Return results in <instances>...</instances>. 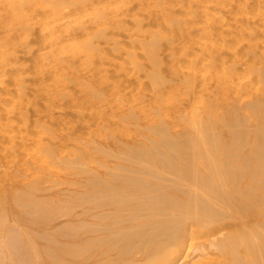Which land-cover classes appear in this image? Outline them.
I'll return each instance as SVG.
<instances>
[{"label":"bare ground","instance_id":"6f19581e","mask_svg":"<svg viewBox=\"0 0 264 264\" xmlns=\"http://www.w3.org/2000/svg\"><path fill=\"white\" fill-rule=\"evenodd\" d=\"M80 1H85V0H80ZM104 1L105 0H103V2ZM184 1L185 0H177L176 4H179L180 7L185 9L184 11L186 12V14L191 13V19L193 22H192V24L190 23L191 21L189 22L190 26L197 24V22H198V24L201 23L202 22L201 16L208 14L212 9L219 8L220 11H223L222 14H219V16L220 15L221 16L219 17L218 20H216L214 22H210V23L206 22V24L202 27L203 28V34L201 33L202 40L197 41L195 39L198 43H200L199 48L201 49V52L196 51L195 49H197V48H194L192 53L191 52L187 53V54H189L188 59L190 61L189 67L191 68V71H190V73L181 75V81L185 85V87L187 88L188 93L189 94H190V92L195 93V89L197 88V86H200L202 88H209V79L212 75V72L213 71L217 72L216 69L219 67V69L222 68L220 70H222V72H223L222 76L218 78V82H219L218 89H219V92L221 93V95L226 96L231 91H233L237 98H243L245 96L246 97L251 96V89L256 87L257 90H259L262 93V96H264V67H257L256 66L257 62L264 64V0H239V2L236 3L237 5H234L237 0H204V1H202V3L200 5H197V6L195 5L196 7H193L194 5L191 4L190 1L187 0L188 3H187V1L186 2H184ZM69 2H70V0H69ZM103 2H101L102 3L101 5H103ZM122 2L125 3L126 0H123ZM57 3L59 4V2H57ZM77 3H79V2H77ZM91 3H94V2H91ZM110 3H111V0H110ZM119 3H121L120 0H119ZM143 3H145V2H143ZM157 3L159 4V2H157ZM172 3H173V1H170V2L166 1V3H163L161 5L159 11H158L159 14L157 16L162 17L163 21L166 23L167 27L170 29L167 31H172V32H175L176 34L178 32L177 35L181 36V38H183V36L184 37L185 36L190 37L191 36L190 27L185 25L186 23L183 24L181 22L180 18L178 17L179 15H177L178 11H177V13L175 12L176 10L174 11V6L176 4H172ZM56 4L53 6L54 12H56L55 11ZM158 4H157V6H158ZM170 4H172V7L170 6ZM44 5H46V7H47L46 3H44ZM50 5L49 6L51 8L52 3ZM109 5L110 4H108V6ZM38 6H40V4ZM111 6H114V5H111ZM120 6H122V5H120ZM58 7H60V6H58ZM88 7H90V5ZM115 7H117L116 2H115ZM128 7H129V5H128ZM142 7H143V5H142ZM50 8H49V10H50ZM65 8L68 9L67 7H65ZM123 8H124V6H123ZM123 8H122V10H123ZM182 8H180V9H182ZM41 9H42V7H41ZM90 9H92V11H94L93 7H91ZM90 9H88V10H90ZM88 10H85V11H87V13L90 12V15H91V11H88ZM123 11H122V13H119L118 9H115V8L114 9L110 8V10L108 12L107 11H99V10L96 11V14L94 15V17H95L94 21H95V24L97 26V31L93 32V34H90V31H88L89 27L85 24L73 25L75 22L77 23L78 19L80 20L81 14L78 13L79 16L77 15V18L78 17H80V18H78V19L76 18L77 19L76 20L75 15L73 13H71V11H70L71 14H68L65 12L68 16L69 15L72 16L74 18V20H76V21L73 20L72 22H74V23L72 25L67 24V23L64 24V21H62V23L64 25L61 26V31L63 33L65 32L64 35H67L68 39L72 37L75 40L73 39V42L66 43L67 41L66 42L64 41L63 43H61L62 45L59 46L60 49L58 51L56 49L57 52L54 51L53 53H50L51 59L48 63L49 66L46 65L47 67H49V72H48L49 74L48 75L50 77H48V80L50 78V80L52 81L51 82L52 88L50 89L49 93H50V95L53 96V97L51 96L52 98L55 97L56 99L59 100L58 103L55 105L56 102L53 100V102H55V103H53L52 100L50 99L51 97L48 98V99H50V103L52 102V104H54V105L50 104L48 106L45 104L47 106V108L45 107L46 111L50 114V116L52 113H54L53 111H54L55 107L59 106V108L65 109L66 107H68L70 105L74 104L73 106H75V104L79 103L80 94L83 93V91H84L83 88H84V84H85L84 80L82 78V75L84 73L81 72V71H83V69L81 67H82V65H84V61H86V60H84V58L89 59L90 60L89 63L92 61V64H90V65L95 67L96 65H93L94 64L93 60L95 62V60L97 58H99V61L103 62L104 61L103 59L105 58V55L107 54V53L104 54V52L101 48V47H104V44H103L104 41H101V44H103V46L100 47L94 41L95 40L94 37L98 38L99 40H100V38L101 39H106V38L110 39L111 36H109V30L114 31L116 29L123 28L125 31L127 24L126 25L124 24L125 19L123 20L122 14L123 15L125 14L128 17H130V15H127V10H126V13H124ZM184 11H182L181 13H183ZM225 11L233 14V16H235V18L239 22V24L237 26L238 31H236L234 33L232 32V33L226 34L227 31H225L224 26H225L226 22H228V21H227V16H226ZM46 12L47 13H43V14L47 17L46 23H49L48 11H46ZM59 12H61V10ZM59 12H56V13H58L57 16H59V14L61 15V13H63V12H61V13H59ZM13 13H15V12L13 11ZM39 13H35V14L38 15ZM51 13H52V11H51ZM87 13L85 15L88 16L89 13L88 14ZM94 13H95V11H94ZM49 14H50V12H49ZM52 14H54V13H52ZM135 14H137V13L135 12ZM135 14H134V16H136ZM54 15H56V14H54ZM62 15H64V13ZM67 15H65V16H67ZM139 15H141V14H139ZM183 15H185V14H183ZM21 16H22V14H21ZM31 16L29 19H31ZM41 16H39V17H41ZM45 16H43L42 21H44ZM65 16H63V17L65 18ZM39 17H37L38 19L36 17L35 18L37 20H39L40 19ZM50 17H52V16H50ZM159 17H158V20H159ZM57 18L60 19V17H57ZM90 18H92V17H90ZM27 19L28 18L26 17V19L25 20L23 19V21L27 22L28 21ZM133 19L134 18H132L131 21H133ZM183 19H185V17ZM54 20L52 19V22L50 20L49 26L52 25ZM56 20L59 21L58 19H56ZM62 20H64V19H62ZM82 20H84V19L82 18ZM92 20H93V18H92ZM207 20H209V19H206V21ZM5 21H6V19H5ZM42 21L40 19V22H39L40 26L43 25L41 27H45L44 26L45 22L43 24ZM126 21L129 23V20H126ZM136 21H137V25H138L139 22H138V20H136ZM91 23H90V25H91ZM33 24H34V22H33ZM149 24L150 23H148V25ZM236 24H237V22H236ZM161 25L159 26V24H158L159 28L162 27ZM135 26H136V24L133 27V23H132V27L134 30L135 29L140 30ZM150 26H151V24H150ZM47 28H48V25H47ZM163 28L164 29L161 28L162 31H160V33L152 36L150 39L148 38L147 39L148 41L145 39L146 43H144L147 50H148V52H147L148 58L151 60V62L153 64L152 71L148 72L147 75L150 77L151 83H152L151 85L153 86V89L155 91L156 109L146 111L143 107L140 106L141 108H136V107H134L135 106L134 105L133 107L132 106L129 107L127 110L125 108L124 109L122 108L121 114L119 115L120 116L119 118L121 121H123V122L128 121L129 123H133L139 119V117H140L139 111L143 112L145 117L148 118L149 121L154 125V126H152L153 128L151 130H149V131H151V133L147 134V137H146L147 140L143 144L122 143L121 142V144L118 145L119 151H117V152L114 151L115 153H112V152L109 153L110 151L108 152V149H105V147L103 145L97 143L96 141L89 143V145L87 147L89 152L97 151V152L107 153L110 156H113L115 158L116 162L114 163V165L106 163L104 166H101V167H103V169L98 170L94 167H88L89 162L87 161L88 162L87 163L85 161V159L82 158L83 153H80L74 159L70 158L71 160L68 159L66 162H64V164H66L71 169L79 168V169H77V172L84 176V182H83L84 184H83L82 191L81 192L76 191L78 194L80 193V195L76 198V201L78 200V202L80 203V206H84V212H83L84 218L80 221V223L78 225H74V223H73V225H71L69 228L66 229L65 233H60V231L57 230V232H59V233L55 237L53 236L54 238L49 237V241L51 244L46 246L44 249L40 248V247H32L30 250H27L28 252H26V253H23V250H22V253L19 252L20 254L16 251L18 249H15V251H16L15 254H17V253L19 254V255H16V257H15V255L12 252V255H14V257H15V264H264V99H261L260 97L251 98V100L249 102L247 101L248 103L243 106L242 111L234 110L232 112L226 113V112L221 110V106L219 105L220 102H217L216 101L217 99L215 97H213V98L210 97V99H208V100L199 97L198 99L201 102L200 106L198 104L199 107L194 106V104H195V101H194V102H192L193 103L192 109L189 112H185V113L181 112L175 116V119H173L171 117V110L167 107V103L170 101H173V98L172 97L168 98L167 96H170V95L164 94V95H166L167 99L165 97L166 100L162 101V96H163L162 93H165L164 90H166L164 88L168 87L169 85L172 86L171 79L168 77H165L164 75L161 74L160 64L163 61L161 60V62H160V58H159L160 55L158 56V54H157V51L160 50V47L163 46L161 40L163 38H166L167 33H170V32L166 33V31H164L165 29H167L166 27L163 26ZM43 29L46 30V27ZM48 29H50V28H48ZM1 30H2V28H1ZM40 30H41V28H40ZM47 30H46V32H47ZM57 30H59V28ZM35 31H36V29H35ZM79 31H84V32L87 31L88 35L89 34L92 35V37L89 35V37H91L90 40L92 38L94 40L88 41V40H86V39H88L87 37L85 39L86 35L81 34L82 38L84 37L83 39H85V41L81 42V43L79 41V43H77L79 40L78 39L77 42H75L76 41L75 36L79 34L78 33ZM113 31H112V33H113ZM132 31H131V33H132ZM21 32H22V30H21ZM43 32H44V30L42 31V34H43ZM46 32H44V33H46ZM48 32H50V31H48ZM139 32H142V31H139ZM27 33H28V31H27ZM119 33H121V32H119ZM126 33H127V31H126ZM137 33H138V31H137ZM134 34L136 35L135 32H134ZM150 34H152V33H150ZM176 34H175V36H177ZM194 34H195V32H194ZM196 34H198V32H196ZM199 34H200V32H199ZM216 34H220L222 37H227L226 39L225 38L223 39L224 40L223 43H221V42L220 43L222 44V48L224 47V48L228 49V51H233L235 60L233 59L234 62L232 64H227L225 62V61H227V59L225 61H223V59L221 60V51L219 49H217V47H216V49H214V47H213L214 42L211 43L210 39L212 40ZM16 35H18V34H16ZM52 35H55L54 32H53V34H49V36H52ZM129 35L131 36V34H129ZM141 35H142V33H141ZM26 36L27 35L24 34V37H26ZM33 36H34L33 38H35L36 34ZM45 36H47V34ZM118 36H120V35L118 34L117 37ZM52 37H54V36H52ZM115 37H113L115 39L114 51L121 53V51L127 50V49H125L126 45L124 44V46H123V44H121L119 41H117L116 40L117 38H115ZM128 37L129 36L127 35V39H128ZM148 37H150V36H148ZM222 37H221V39H222ZM3 38H4V36H3ZM30 38L31 37H29V39ZM36 38H37V36H36ZM43 38H45V37H43ZM123 38H124V36H123ZM136 38H134V36H133V39L135 41H136ZM218 38H220V37H218ZM50 39H54V38L50 37ZM133 39L131 38V41H133ZM15 40H17V39H15ZM23 40H25V39H23ZM39 40H38V42H39ZM64 40H66V39H64ZM138 40H139V38H137V41ZM183 40H184V38H183ZM27 41H29V40H27ZM48 41L44 40L42 42H45L44 44L46 46ZM55 41L56 42H54L53 44L56 46H54V45L53 46L56 48H59V47H57V40L56 39H55ZM68 41H70V40H68ZM135 41H133L134 44H136ZM213 41H214V39H213ZM215 41H217V39ZM42 42L41 41L39 42L40 45ZM58 42H60V40ZM109 42H107V43H109ZM24 43H26V41ZM30 43L32 46L33 42H30ZM39 43L37 46H40ZM139 43H140V45H142L141 42H139ZM180 43H181V41H180ZM215 43H218V42H215ZM44 44L42 43V45H41V49L43 51L45 49ZM48 44H50V43H48ZM218 44H216V45H218ZM26 45H28V44H26ZM137 45H139V44L137 43ZM174 45H175V41L173 40L167 46H169L171 49H175ZM184 45H186V44L184 43ZM17 46H19V45H17ZM21 46H19V47H21ZM31 46H29L30 48H28V49H31ZM43 46H44V49L42 48ZM47 47H49V46L47 45ZM138 47H140V46H138ZM164 47H165V45H164ZM18 48H16L15 50H17V51L19 50V52L22 51L20 48L19 49ZM49 48H48V50H49ZM110 48H112V47L110 46ZM38 49L40 50V47ZM131 49H132V46H131V48H129V50H131ZM138 49H140V48H138ZM9 50H10V48H9ZM25 50L27 51L26 48H25ZM25 50L23 49L22 52L24 53ZM34 50H36V49L34 48ZM142 50H143L142 51V53H143L145 49L143 48ZM0 51H1V49H0ZM28 51H31V50H28ZM139 51L141 52V50H139ZM6 52H7V49H6ZM127 52H129V51L127 50ZM131 52H129V55ZM26 53H29V52H26ZM48 53H49V51H48ZM111 53H113V51ZM118 53H116V54H118ZM132 53L130 56H132V61L136 62V64H134L132 62L131 66H133V64H134L135 68H138L139 70L143 69V67L148 66V65H144L146 63L143 64L144 66L142 64H140L138 59L135 60ZM139 53H137V54H139ZM165 53H166V51H165ZM224 53H225V51H224ZM0 54H1V52H0ZM32 54H33V52H32ZM32 54H30V55H32ZM137 54H136V56H137ZM172 54H174V53H172ZM8 55L10 58H12L10 56V53H8ZM16 55L14 56V58L16 57ZM27 56L26 57L22 56V57L27 59L28 58ZM34 56H36V55H34ZM46 56H47V54H46ZM106 56L108 57L109 55H106ZM231 56H233V55H231ZM231 56H230V58H232ZM245 56L250 57V58H249V61L246 63L247 64L246 67L244 66V68H246L245 70H247L248 72L254 71L256 73V78H257L256 83L251 82L249 84H245L242 80H240L241 78L244 77L243 75H245L244 74L245 71L243 70V68H241V70H243L244 72L242 71L243 75L240 76V71H239L240 68H238L237 65L240 64V63L238 64V61L244 59ZM1 57H3V56H1ZM42 57H45V56H42ZM95 57H96V59H94ZM111 57H113V56L111 55L110 58ZM144 57H147V56H144ZM173 57H176V56H173ZM29 58H30V56H29ZM121 58H123V56ZM140 58H142V57H140ZM170 58H171V56H170ZM113 59H114V57L112 58V61H110V62H113ZM118 59L119 58H115L116 61ZM143 59H145V58H143ZM164 59H165V57H164ZM166 59H167V57H166ZM20 60H23V59H20ZM34 60H33V62H37L39 60V58H38V60L37 59H34ZM42 60H43V58H42ZM82 60H84V61L82 62ZM121 60H124V59H121ZM247 60H248V58H247ZM247 60H245V61H247ZM29 61L31 63L32 60L29 59ZM77 61H79L78 66L75 65ZM108 61H109V59H108ZM165 61H167V60H165ZM26 62H28V61H26ZM119 62H121V61H119ZM129 62H131V61L129 60ZM183 62L185 64L186 61H183ZM2 63L3 62H1V64ZM122 63L124 64L123 61H122ZM165 63H167V62H165ZM169 63H171V62H169ZM8 64H10V63H8ZM22 64L23 63L21 62L20 66H23V67L19 66L21 69H23L25 66V64H23V65ZM104 64H106V63H104ZM110 64H113V63H110ZM181 64L184 65L183 63H181ZM219 64H221V65H219ZM18 65L19 64H17V68H19ZM99 65L100 64L98 63V66ZM257 65H259V64H257ZM38 66H40V65H38ZM104 66H100V67L96 68L97 69L96 71L98 73L95 76L96 77L95 80L97 81V82L95 81L96 83H98V81L100 83H104V82L106 83L107 76H108L106 73H108V72L104 69ZM40 67H38V68L41 69ZM88 67H89V65H87V69H90ZM93 67H92V69H93ZM105 67H107V65ZM108 67H110L109 64H108ZM127 67H128V65H127ZM149 67H151V65H149ZM149 67H146V68L149 69ZM2 68H4V67H2ZM20 68L18 71L19 76L21 75L22 72H24L26 70V69H23V71H21ZM32 68H33V66H32ZM36 68H37V66H36ZM80 68L82 70L78 71V70H80ZM112 68H113V65H112ZM185 68H187V67L185 66ZM13 69H14V67H13ZM42 69H43V67H42ZM114 69H115V66H114ZM123 69L124 68H122V70ZM163 69H165V68L163 67L162 70ZM2 70L0 72V84H1L0 94L2 93V90L4 91L6 89V86L4 84H2L3 82L5 83V79H6L5 77H3V75H4L3 72H5V70H3V72H2ZM27 70H28V68H27ZM127 70H130V69L128 68ZM14 71L15 70H13V73H15ZM90 71H91V69H90ZM94 71H95V69H94ZM112 71L114 72V70H112ZM112 71H110V72L112 73ZM117 71L119 72L120 70L116 69L115 72H117ZM132 71H133V67L131 69V72ZM165 71H167V70H165ZM177 71H179V70H177ZM19 72H21V73H19ZM78 72H80L81 74L83 73V74L81 75ZM88 72H89V70H88ZM136 72H137V69H136ZM141 72L139 73V75L143 73V72L142 73ZM13 73H10V74L12 75ZM36 73L37 72H35V74H34L35 79H36ZM46 73L47 72L45 71V74ZM89 73H88V76L91 75ZM94 73H96V72H94ZM182 73H183V71H182ZM218 73H220L219 70H218ZM18 74L16 71L15 75H18ZM132 74L134 76L133 72H132ZM173 74H174V72H173ZM15 75H14V77H15ZM46 76L47 75H45V77ZM83 76H85V75H83ZM138 76H137V78L134 77L137 79V80L136 79L134 80L135 83H136V81L139 82V80H140ZM20 77H22V76H20ZM25 77L26 76H24V79H21V80H25V82L28 80L32 81L30 79H28V80L25 79ZM41 77L43 78V75H41ZM41 77H40V81H41ZM111 77H112V75H111ZM142 77H144V76H142ZM28 78H33V77H28ZM37 78H39V77H37ZM113 79H114V77H113ZM7 80H8V78H7ZM116 80L118 82L119 79H116ZM16 81H18V80H16ZM33 81H34V79H33ZM71 81L75 82V84L78 86V90H76V88L75 89L72 88V89L76 90L77 92H75L74 94L71 95L73 103L66 106V104L61 102L60 100L63 99L64 95H66L68 93H72L71 92L72 89L71 90L69 89V84ZM12 83H14V82L12 81ZM22 83L23 84H18L19 86H16V87H20L19 88L20 90L22 89L21 87L24 85V81H22ZM38 83L41 84V82H38ZM124 83H126V81H124ZM40 84H38V85H40ZM130 84H132V83H128L127 86L128 85L130 86ZM136 84H138V83H136ZM136 84H134V85L136 86ZM31 85L32 84H30V86ZM71 85H73V84H70V88L72 87ZM76 85L75 86L73 85V86L76 87ZM100 85L101 84H99V86ZM143 85H144V83H143ZM109 86H111V88ZM129 86H128V89H129ZM146 86H147V84H146ZM121 87H124V86H121L120 84H114V85L111 84V85H108V89H106V90L108 91L110 88V90H112L111 92L113 93V95L117 96L119 99V97H122L124 94L123 93L124 90H123V88L121 89ZM25 88H26V92H27L28 91L27 87H25ZM40 88H41V86H40ZM42 88H46V87H44V85H43ZM101 88H102V86H101ZM102 89H100V88L96 89L95 88L93 90L94 96L99 100H104L106 97V95L104 94V92L106 90H104V89L102 90ZM131 89H132V85H131ZM138 89H136V90H138ZM141 89H143V88H141ZM144 89H147V87ZM45 90H47V89H45ZM41 91H42V89H41ZM21 92L23 93V91H21ZM141 93H142V91H141ZM31 94H33V93H31V91H30V95ZM131 94H133V92H131ZM149 94H150V92H149ZM200 94H201V92H200ZM3 95L5 96V93ZM18 95H17V98L19 97ZM39 95H40V93H39ZM136 95L134 96V98L131 96V98L135 99ZM14 96L15 95L12 94L13 98H15ZM32 96H29V97L27 96L28 101H31V102L33 101V100H30V98ZM47 96H48V93H47ZM128 96H129V94H128ZM7 97H9V95H7ZM107 97H109V96H107ZM197 97L198 96H196V98ZM22 98H25V96H22ZM31 99H33V98H31ZM44 99H46V98H44ZM115 99H117V98H115ZM152 99H151V101L154 102V100H152ZM15 100H17V99H15ZM41 100H42V98H41ZM119 100H121V99H119ZM129 100L132 101V99H129ZM193 100H194V98H193ZM0 101H2V100H0ZM21 101L23 102V100H21ZM46 101H47V99H46ZM113 101H115V100H113ZM121 101H123V100H121ZM133 101H136V99ZM144 101H146V100H144ZM37 102H38V100H37ZM88 102H86V103H88ZM107 102L110 103L109 101H107ZM32 103H34V102H32ZM32 103H30V106L32 105ZM9 104H11V101ZM19 104H21V103L19 102ZM25 104H23V106ZM94 104L98 105L99 103L94 102ZM104 104L106 105V102ZM40 105H39V107H40ZM78 105H77V107H78ZM88 105H90V104H88ZM138 105H142V104L140 103ZM3 106H4V104H3ZM9 106L10 105H7V107L6 106H4V107L9 109ZM91 106H93L92 108H94L93 104H91ZM91 106L87 107V108H90V110H91ZM112 106H113V104H112ZM114 106H116V105H114ZM13 107H14V105H13ZM19 107H20V105H19ZM24 107H26V106H24ZM99 107H100V104H99ZM87 108L85 106L83 108V110L87 109ZM109 108H112V107H109ZM120 108H121V106H120ZM19 110L22 111L21 109H19ZM32 110H33V108L31 109V111ZM40 110H41V108H40ZM5 111H6V109H5ZM18 111L14 112V114L17 113ZM103 111L104 110H103V105H102V108L98 112H95L94 114H92V115H94V118L97 119L96 121L93 117H91L89 115L90 118H92L95 121V124L98 121V119L102 121V119L105 118ZM32 113L30 111L28 113V110L22 111L21 115H19V116H21L20 121H22V123H23V120H25L26 118L31 119L29 114H32ZM0 114H1V112H0ZM4 114H6V113H4ZM14 114H12V115H14ZM39 114H43V112L42 113L38 112V115ZM71 114H73V113H71ZM87 114H89V112L85 114L84 111L81 110L78 115L80 116V119L82 118V119H84L85 122H89V119L86 118ZM2 116H0V117H2ZM73 116H74V114H73ZM89 116H88V118H89ZM13 117H15V116H13ZM33 117H35V116H32V118ZM22 118H23V120H22ZM6 119L7 118H5V120ZM8 119H10L9 116H8ZM8 119H7V121H8ZM37 119H38V117H37ZM0 120H2V119H0ZM46 120L48 122V119H46ZM52 121H54V120H52ZM12 122H13V120H12ZM38 122H39V120H38ZM98 122H100V121H98ZM123 122H122V125H123ZM49 123H50V121H49ZM36 124L34 126H36ZM55 124H56V121H55ZM55 124H54V126H55ZM95 124H94V126H95ZM113 124H115V123H113ZM180 124L184 125L183 129H180V130L176 129L178 126H180ZM0 125H2V127H3V125L5 126V124H2V123H0ZM25 125H27V124H25ZM39 125L41 126L40 123H39ZM91 125H93V123ZM6 126H7V124H6ZM16 126H18V125H16ZM31 126L34 127L33 124ZM37 126L35 128H37ZM42 126H44V125H42ZM45 126L47 127L49 125L45 124ZM58 126H59V124H58ZM61 126L63 127V125H61ZM103 126H104V124H103ZM147 126H146V128H147ZM8 127H9V125H8ZM68 127L69 126H66V129ZM104 127L107 128V126H104ZM16 128H18V127H16ZM89 128L90 127H88V129ZM9 129L10 128H7V130H9ZM92 129H94V127ZM119 129H121V127ZM11 130H12V128H11ZM29 130L32 134L33 130L32 131H31V129H29ZM49 130H51V129H49ZM57 130H58V128H57ZM59 130H61L60 127H59ZM96 130H97V128H96ZM125 131L127 132V130H124V132ZM10 132H12V131H10ZM23 132H25V131H23ZM61 132H62V130H61ZM9 133L7 132L6 135H9ZM16 133H17V131H16ZM20 133L18 132V135H20ZM25 133L27 134V132H25ZM117 133H119V132H117ZM31 134H29V135L27 134V136L22 137V139L20 141V147H22L24 149L28 148L25 141H27L30 136L34 135V133L32 135ZM43 134H45V132H43ZM85 134H87V133H85ZM133 134H132V136H133ZM98 135H100V134L98 133ZM101 135H102V133H101ZM10 136H11V133L9 135V138H10ZM47 136H48V134H47ZM32 137H30V138H32ZM36 137L39 138V139H36V141L39 140V145H38L39 149H38V153H37L36 157L34 156L36 158L35 160L37 162L39 161L43 165L50 166L53 168L54 167L58 168L57 165H54L55 164L54 158H55V156L57 157V153H58L60 147L62 146V148H64L62 145L63 142H61L60 139H57L55 136H52V139L50 142H45L44 138L41 137V134L39 137L38 136H36ZM9 138H7V139H9ZM58 138H60V137H58ZM71 138H72V135L69 134L66 137V140H70ZM92 139H94V138L92 137ZM5 141H7L6 138H5ZM9 142H10V140H9ZM102 142H103V139H102ZM4 143L7 144V142H4ZM32 145H35V143ZM28 146L30 147L29 144H28ZM3 147H5V146H3ZM35 147H36V145H35ZM66 148L67 147L65 146V149ZM7 149H9V147ZM7 149L5 148L4 150H7ZM84 149H85V147H84ZM4 150H3V152H4ZM10 154H12V153L10 152ZM26 154L29 155L28 153H26ZM14 156H15V154H14ZM30 156L32 157V155H30ZM2 157H3V155H2ZM79 159H81V160H79ZM58 161H60V159ZM95 161H94V164L97 162V161L96 162ZM104 163L105 162H103V164ZM29 169H27V171H29ZM59 169H61V168H59ZM65 169L62 168V170H65ZM71 174H73V173H71ZM33 175H35V174H33ZM47 181H50L48 183H51V180H47ZM67 182H69V181H66V183ZM70 183L71 182H69V185H71L73 182L71 184ZM73 185H74V183H73ZM50 186H51V184L49 185V187ZM52 187H50V188H52ZM35 188H36V186H35ZM50 188H49V190H50ZM64 190H66V189H64ZM67 190H69V189H67ZM20 191L22 193H20ZM20 191L18 192L19 194L17 193V195H15L14 200L17 202L16 203L17 205L19 204L22 206L20 208H23L24 213L26 212L28 214H32V216H33L32 220H31L32 223H34V224H41V223L47 224L51 221L53 216L55 217V215H53V209L54 208H52V205H51L52 202L50 201L51 199H49V201L51 203H45L44 200H43V202L42 201L41 202H39V201L33 202L32 200L27 201V200H24V198L30 192L26 191L24 193V191H22V190H20ZM73 191H71V192H73ZM67 192H69V191H67ZM77 193H76V195H77ZM66 196H68V195L66 194ZM29 197H31V193H30ZM72 197L73 196H71V199H72ZM52 200H54V199H52ZM59 200H61V199H59ZM46 201L48 202V200H46ZM70 203L72 204V202H70ZM64 204H65V202H64ZM63 206L65 208L66 205H63ZM70 206H71V208H72V206H73V208L75 207L74 208L75 210L77 209L76 208L77 205L75 206L72 204ZM70 206L68 207V209L70 208ZM78 207H79V205H78ZM80 208H82V207H80ZM61 209H63V208H61ZM69 210L72 211V209H69ZM77 213L79 214V212H77ZM80 213L83 214L82 212H80ZM78 214H77V216H78ZM0 216H2L1 213H0ZM61 217H63V216H61ZM4 219H5V216H4ZM7 219H9V218H7ZM0 221H1V218H0ZM1 222H3V219ZM62 225L66 226V224H63V223H62ZM59 227H60V225H59ZM62 227L63 226H61L60 228H62ZM60 228H59V230H60ZM12 233H14V232H12ZM42 233L44 234L47 232H42ZM42 233L40 232L39 235L42 236ZM17 235H19V234L16 233L15 236L17 237ZM39 235H38V237H40ZM59 235L63 236L65 238L61 242L58 241V239H57V238H59ZM24 237L25 236H23V239H24ZM198 237L199 238L201 237V239H203V241L200 242V239H199L198 241L200 242V244L197 247H195L194 241L192 242L190 240L195 239V238L197 239ZM8 238H11V237H9V235H8ZM11 240H12V238H11ZM14 240H17V239H15V237H14ZM55 240H57L58 243ZM22 242H24V241H22ZM2 243H3V241H1L0 246L2 245ZM52 243H53V245H52ZM21 247H22V249L24 248V246L22 244H21ZM2 248H3V245H2ZM15 248H16V246H15ZM5 250H3V251H5ZM196 250H200L203 257L196 260V261L191 262V259H190V257L192 256L191 254ZM18 251H21V250H18ZM194 253H196V255H197V251ZM211 253H213V254L216 253L219 257V259L217 257L215 258L218 260L214 263L213 262L211 263L206 259V258H208V255ZM2 254H4L3 257L7 256V255L5 256V253H2ZM213 256H212V258H213ZM199 257H200V255H199ZM3 260H4V258H3ZM5 260H8V259H5ZM7 263H9V262H7Z\"/></svg>","mask_w":264,"mask_h":264},{"label":"rangeland","instance_id":"374dc122","mask_svg":"<svg viewBox=\"0 0 264 264\" xmlns=\"http://www.w3.org/2000/svg\"><path fill=\"white\" fill-rule=\"evenodd\" d=\"M6 1V2H5ZM59 2V4L57 3V2ZM0 0V49H1V54H0V57L1 56H3V57H1L0 58V72H1V70L3 69V70H5V72H3V70H2V72L4 73V75H3V77H5L6 79H5V83L3 82L2 84H4L5 86H6V89L3 91L2 90V95L0 94V100H2V101H0V112H1V114H0V116H2V117H0V119H2V120H0V123H2V124H5V126L3 125V127H2V125H0L1 127H0V213L2 214V216H0V218H1V221H2V219H3V222H1L0 221V240L1 241H3V243H2V245H3V248H2V245L0 246V264H6L7 262H9V263H7V264H15V257H16V255H19L20 253H22V250H23V253H26V252H28L27 250H30L32 247H40V248H45L46 246H48V245H50L51 243H50V241H49V237H55L59 232H57V230L58 231H60V233H65V231H66V229L67 228H69L71 225H73V223H74V225H78L79 223H80V221L84 218V206H80V203L78 202V200L76 201V198L80 195V193L78 194L77 192H81L82 191V189H83V182H84V176L82 175V174H80V173H78L77 172V169H79V168H75V169H71V168H69L66 164H64V162H66L68 159L69 160H71V159H74V158H76V156L77 155H79L80 153H83V156H82V158L83 159H85V161L88 163V167H94V168H96V169H103V167H101V166H104L106 163L107 164H113L114 165V163L116 162V160H115V158L113 157V156H110L109 154H107V153H102V152H97V151H91V152H89L88 151V149H87V147H88V145H89V143H91V142H97V143H99V144H101V145H103L104 147H105V149H108V152L109 153H115V152H117V151H119V144H121V142L122 143H136V144H143L146 140H147V134H150L151 133V131H149V130H151L153 127L152 126H154L150 121H149V119L148 118H146L145 117V115L143 114V112H141V111H139L140 113H139V115H140V117H139V119L137 120V121H135V122H133V123H129L128 121H121L120 120V114H121V109L123 108H125L126 110L129 108V107H133L134 105V107H136V108H141V107H143L146 111H149V110H155L156 109V96H155V91H154V89H153V86L151 85L152 83H151V79H150V77L147 75V73L148 72H150V71H152V69H153V64H152V62H151V60L148 58V55H147V52H148V50H147V48H146V46H145V44L144 43H146L145 41L149 38H151L152 36H154V35H156V34H158V33H160V31H162V29H164L163 28V26L164 27H166L167 29H165L164 31H166V33L167 32H170V33H167V36H166V38H163L162 40H161V42H162V44H163V46L162 47H160V50H158L157 51V54H158V56H159V58H160V62H161V60L163 61V62H161V64H160V67H161V74L162 75H164L165 77H168V78H170L171 79V84H172V86L174 87H172V86H168V87H166V88H164V89H166V90H164L165 91V93H162L163 94V96H162V101H164V100H166L167 99V97L169 98V97H172L173 98V101H170V102H168L167 103V107L171 110V117L173 118V119H175V116L177 115V114H179V113H181V112H189L191 109H192V105H193V103L192 102H194L195 101V104H194V106L195 107H199L200 106V104H201V102H200V100L198 99L199 97H201V98H204V99H206V100H208V99H210V97H215L217 100V102H220L219 103V105L221 106V110L222 111H224V112H232V111H234V110H237V111H242L243 110V106L244 105H246L250 100H251V98H257V97H260L261 99H264V96H262V93L259 91V90H257V88L256 87H254V88H252L251 89V96H245V97H243V98H237L236 97V95L234 94V92L233 91H231L229 94H227L226 96H224V95H221V93L219 92V89H218V87H219V82H218V78L219 77H221L222 76V70H220V69H222V68H220L219 69V67L216 69L217 70V72L216 71H213L212 72V75H211V77H210V79H209V88H202V87H200V86H197V88L195 89V93L194 92H190V94L188 93V90H187V88L185 87V85L182 83V81H181V75H184V74H187V73H190V71H191V68L189 67L190 65H189V63H190V61H189V59H188V55L189 54H187V53H189V52H191L192 53V51H193V49L194 48H197V49H195L196 51H199V52H201V49L199 48L200 47V43H198L197 41H199V40H202V35H201V33L203 34V26L206 24V22H208V23H210V22H214V21H216V20H218L219 19V17L221 16H219V14H222L223 13V11H220V9L219 8H215V9H212L208 14H206V15H203V16H201V23H199L198 24V22H197V24H194V25H192V26H190L189 24L191 23L192 24V19H191V13L189 14H186V12L184 11L185 9H183L182 7H180V5L179 4H176V1L177 0H126V4L124 3V2H122L123 0H120V2L121 3H119V0H111V3H110V0H105L104 2H103V0H85V1H80V0H70V2H69V0ZM66 1V2H65ZM107 1V2H106ZM162 1V2H161ZM166 1H168V2H170V1H173V3L172 4H176L175 6H174V11L177 13V11H178V13H177V15H179L178 17L180 18V20H181V22L183 23V24H185V25H187L188 27H190V29H191V36L190 37H184L183 36V38H184V40H183V38H181V36H179V35H177L178 34V32H177V34L175 33V32H172V31H167V30H170L168 27H167V25H166V23L163 21V19H162V17H159V16H157L158 14H159V9H160V7H161V5L163 4V3H166ZM187 0H185L184 2H186ZM188 1H190V3L191 4H193L194 6L193 7H196L197 5H200L201 3H202V1H204V0H188ZM188 1H187V3H188ZM26 2V3H25ZM77 2H79V3H77ZM84 2V3H83ZM91 2H94V3H91ZM101 2H103V5H101L102 3ZM115 2H116V6L118 7H115ZM143 2H145V3H143ZM153 2V3H152ZM157 2H159V4L157 3ZM237 2H239V0H237L236 2H235V4L234 5H237L236 3ZM28 3V4H27ZM43 3V4H42ZM44 3H46L47 4V7H46V5H44ZM52 3V7L50 8V4ZM56 4V9H55V11L56 12H59L60 10H61V12H63L64 13V15H62L63 13H61V12H59V13H61V15L59 14V16H57L58 15V13H56V12H54V10H53V6ZM73 3V4H72ZM89 6L90 5V7H88L86 4ZM107 3V4H106ZM114 3V4H113ZM132 3V4H131ZM136 3V4H135ZM139 3V4H138ZM142 3V4H141ZM156 3V4H155ZM22 4V5H21ZM40 4V6H38ZM75 4V5H74ZM78 4V5H77ZM99 4V5H98ZM105 4V5H104ZM108 4H110L109 6H108ZM151 4V5H150ZM157 4H158V6H157ZM172 4H170V6L172 7ZM11 7H10V6ZM34 5V6H33ZM50 5V6H49ZM84 5V6H83ZM98 5V6H97ZM111 5H114V6H111ZM120 5H122V6H120ZM128 5H129V7H128ZM139 5V6H138ZM142 5H143V7H142ZM196 5V6H195ZM30 6V7H29ZM33 6V7H32ZM58 6H60V7H58ZM71 6V7H70ZM82 6V7H81ZM104 6V7H103ZM123 6H124V8H123ZM145 6V7H144ZM147 6V7H146ZM29 7V8H28ZM41 7H42V9H41ZM64 7V8H63ZM65 7H67L68 9H66ZM91 7H93V10L95 11V13H94V11H92V9H90ZM128 7V8H127ZM155 7V8H154ZM177 7V8H176ZM179 7V8H178ZM36 8V9H35ZM49 8H50V10H49ZM90 9V10H88V9ZM110 8H112V9H118V11H119V13H122V11L124 12V13H126V10H127V15H130V17H128V16H126L125 14L123 15L122 14V18H123V20L125 21V25H126V29H125V31H124V29L123 28H121V29H116V30H109V36H111V38L110 39H101L100 38V40L98 39V38H95L94 37V39L92 38L91 40H90V38L92 37V35H90V34H93V32H95V31H97V26H96V24H95V21H94V15L96 14V11H109L110 10ZM122 8H123V10H122ZM130 8V9H129ZM143 8V9H142ZM180 8H182V9H180ZM21 9V10H20ZM23 9V10H22ZM73 9V10H72ZM42 10V11H41ZM69 10V11H68ZM85 10H88V11H91V15H90V12H88L87 13V11H85ZM146 10V11H145ZM216 10V11H215ZM13 11L15 12V13H13ZM17 11V12H16ZM21 11V12H20ZM40 13H39V12ZM46 11H48V21H49V23H46L47 22V17L43 14V13H47ZM51 11H52V13H54V14H56V15H54V14H52L51 13ZM70 11H71V13H73L74 15H75V19L77 18V15L79 16V14H81V18L80 17H78V18H80V20L78 19H76L77 20V23L75 22H72L73 20H74V18L72 17V16H68L66 13H68V14H71L70 13ZM78 11V12H77ZM148 11V12H147ZM157 11V12H156ZM182 11H184L183 13H181ZM215 11V12H214ZM9 12V13H8ZM42 12V13H41ZM49 12H50V14H49ZM66 12V13H65ZM135 12L137 13V14H135ZM220 12V13H219ZM35 13H39L38 15L37 14H34ZM79 13V14H78ZM88 14V16L87 15H85V14ZM132 13V14H131ZM136 15V16H134V14ZM141 14V15H139V14ZM211 13V14H210ZM218 13V14H217ZM225 13H226V16H227V21L228 22H226V24H225V26H224V28H225V31H227L226 32V34H229V33H234V32H236V31H238L237 29V26H238V24H239V22L237 21V19L235 18V16H233V14H231L230 12H226L225 11ZM21 14H22V16H21ZM42 16H41V15ZM84 16H83V15ZM183 14H185V15H183ZM32 15V16H31ZM47 15V14H46ZM52 16V17H50V16ZM54 15V16H53ZM65 15H67V16H65ZM185 17V19H183L184 17ZM218 15V16H217ZM2 16V17H1ZM29 16V17H28ZM30 16H31V19H29L30 18ZM34 16V17H33ZM39 16H41V17H39ZM43 16H45L44 18V21H42V18H43ZM63 16H65V18L63 17ZM5 17V18H4ZM26 17L28 18L27 20V22L26 21H23V19L25 20L26 19ZM37 17H39L40 19H41V21L43 22V24H44V22H45V27H46V30L48 29V28H50V29H48L47 30V32L48 31H50V32H46V30L45 29H43V28H45V27H41V26H43V25H41L40 26V19L39 20H37L36 18ZM55 17V18H54ZM57 17H60V19L59 18H57ZM63 17V18H62ZM90 17H92L93 18V20H92V18H90ZM127 17V18H126ZM138 17V18H137ZM142 17V18H141ZM146 17V18H145ZM158 17H159V20H158ZM218 17V18H217ZM33 18V19H32ZM51 18V19H50ZM73 18V19H72ZM82 18L84 19V20H82ZM132 18H134L133 19V21H131L132 20ZM155 18V19H154ZM5 19H6V21H5ZM52 19L54 20L53 21V23H52V25H50L49 26V24H50V20H51V22H52ZM56 19H58L59 21H57ZM62 19H64V20H62ZM89 19V20H88ZM91 19V20H90ZM140 19V20H139ZM147 19V20H146ZM206 19H209V20H207L206 21ZM31 20V21H30ZM71 22H70V21ZM76 20H74V21H76ZM126 20H129V23L126 21ZM136 20H138V22H139V24L137 25V21ZM186 20V21H185ZM237 22V24H236V22ZM30 21V22H29ZM62 21H64V24H73V25H79V24H85V25H87L88 27H89V29H88V31H90V36L91 37H89V35H88V32L86 31V32H84V31H79L77 34L79 35H76L75 37H76V41L75 42H77V40H78V42L77 43H79V41H80V43L81 42H84L85 41V39H86V37L88 38V39H86V40H88V41H95L96 42V44H98L100 47L101 46H103V44H104V47H101L102 48V50H103V52H104V54H106V55H109L108 57L105 55V58L107 57L108 59H109V61H108V59L106 58H104L103 60L105 61H103V62H100L99 61V58H97L96 59V57L94 58V59H96L95 60V62H94V60H93V65H96L95 67H93L92 65H90V64H92V61L89 63V59H86V58H84V60H86V61H84V60H82V62L84 61V65H82V69H83V71H81L82 69L80 68V70H78V71H81V72H83L82 74L83 75H85V76H83L80 72H78V73H80L81 75H82V78H83V80H84V91H83V93L82 94H80V101H79V103H77V104H75V106H73V105H70L71 103H73L72 102V98H71V95L72 94H74L75 92H77L76 90H78V86L75 84V82L74 81H71L70 82V84H73L74 86L76 85V87H74L73 85H71L72 87L70 88V84H69V89L71 90L72 88H76V90H74V89H72L71 90V92L72 93H68V94H66V95H64V97H63V99H61L60 101L61 102H63V103H65L66 104V106L67 105H70V106H68V107H66L65 109H62V108H59V106L58 107H55V109H54V113H52L51 114V116H50V114L46 111V108H47V106L48 105H50V104H52V102H53V100L56 102H53V103H55V105L58 103V99H56L55 97L54 98H52L53 96L52 95H50V89L52 88L51 87V80H50V78H49V80H48V77H50L48 74V72H49V67H47V66H49L48 65V63H49V61H50V57H51V54L50 53H53L54 51L55 52H57L59 49H60V45H62L61 43H63L64 41L66 42V43H68V42H73V39L74 38H69L68 39V36L67 35H64V33L61 31V26L62 25H64L63 23H62ZM79 21V22H78ZM188 21V22H187ZM191 21V22H190ZM19 22V23H18ZM33 22H34V24H33ZM37 22V23H36ZM41 22V23H42ZM92 22V23H91ZM127 22V23H126ZM144 22V23H143ZM146 22V23H145ZM190 22V23H189ZM6 23V24H5ZM9 23V24H8ZM21 23V24H20ZM27 23V24H26ZM90 23H91V25H90ZM132 23H133V27H134V25L136 24V26L135 27H137L138 29H140V30H137V29H133V27H132ZM148 23H150L151 24V26H150V24L148 25ZM165 23V24H164ZM19 26H18V25ZM26 24V25H25ZM58 24V25H57ZM146 24V25H145ZM155 24V25H154ZM158 24H159V26L161 25L162 27H160L159 28V26H158ZM31 25V26H30ZM47 25H48V28H47ZM129 25V26H128ZM153 25V26H152ZM232 25V26H231ZM25 26V27H24ZM142 26V27H141ZM158 26V27H157ZM25 29H24V28ZM54 27V28H53ZM132 27V28H131ZM148 27V28H147ZM155 27V28H154ZM1 28H2V30H1ZM6 28V29H5ZM13 28V29H12ZM40 28H41V30H40ZM52 28V29H51ZM59 28V30H57ZM128 28V29H127ZM162 28V29H161ZM229 28V29H228ZM9 29V30H8ZM35 29H36V31H35ZM131 29V30H130ZM150 29V30H149ZM156 29V30H155ZM202 29V30H201ZM21 30H22V32H21ZM44 30V32H46V33H44L43 32V34H42V31ZM54 30V31H53ZM130 30V31H129ZM133 30V31H132ZM153 30V31H152ZM234 30V31H233ZM16 31V32H15ZM27 31H28V33H27ZM57 31V32H56ZM112 31H113V33H112ZM126 31H127V33H126ZM131 31H132V33H131ZM137 31H138V33H137ZM139 31H142V32H139ZM156 31V32H155ZM5 32V33H4ZM18 32V33H17ZM34 32V33H33ZM53 32H54V34L55 35H52V36H54V37H52V36H49V34H53ZM56 32V33H55ZM84 32V33H83ZM92 32V33H91ZM116 32V33H115ZM119 32H121V33H119ZM125 32V33H124ZM134 32L136 33V35L134 34ZM194 32H195V34H196V32H198V34H199V32H200V34L198 35V34H194ZM18 34V35H16V34ZM23 33V34H22ZM27 33V34H26ZM112 33V34H111ZM120 35V36H118L117 37V35L118 34ZM131 34V36L129 35V34ZM141 33H142V35H141ZM145 33V34H144ZM150 33H152V34H150ZM24 34L25 35H27L26 37H24ZM36 34V36H37V38H36V36H35V38H33L34 36L33 35H35ZM47 34V36H45V35ZM86 35L85 36V39H83L82 38V35ZM116 34V35H115ZM133 34V35H132ZM139 36H138V35ZM170 34V35H169ZM175 34L177 35V36H175ZM62 35V36H61ZM81 35V36H80ZM122 35V36H121ZM127 35L129 36L128 37V39L130 40H128L127 39ZM145 35V36H144ZM150 36V37H148V36ZM3 36H4V38H3ZM116 36V37H115ZM123 36H124V38H123ZM133 36H134V38H139V40L137 41V38H136V41L133 39ZM174 36V37H173ZM194 36V37H193ZM199 36V37H198ZM29 37H31L30 39H29ZM43 37H45V38H43ZM47 37V38H46ZM50 37L51 38H54V39H50ZM65 37V38H64ZM67 37V38H66ZM113 37H115V38H117L116 40L117 41H119L121 44H123V46H124V44L126 45L125 47V49H127L129 52H131L132 53V55H133V57L135 58V60L136 59H138V61H139V63L140 64H144V63H146V64H144V65H148V66H146V67H149V65H151V67H149V69L148 68H146V67H143V69H141V70H139L138 68H135V65L134 64H136V62H134V61H132V56H130L131 55V53H130V55H129V52H127V50H123V51H121V53L119 54L117 51L115 52L114 51V46H115V39L113 38ZM122 37V38H121ZM133 39V41H135L136 42V44H134V42L133 41H131V38ZM172 37V38H171ZM192 37V38H191ZM218 37H220V38H218ZM221 35L220 34H216L215 35V37H213V39H214V41H213V39L211 40L210 39V41H211V43L212 42H214L213 44V47H214V49H216V47H217V49H219L220 51H221V60L223 59V61H225L226 59H227V61H225L227 64H232L233 62H234V60H235V57H234V54H233V51H228V49H226V48H222V44L221 43H223L224 42V38L226 39L227 37H222V39H221ZM25 39V40H23V39ZM109 38V37H108ZM15 39H17V40H15ZM40 39V40H39ZM50 39V40H49ZM55 39L57 40V47H59V48H56V47H54V46H56V45H54L53 43L54 42H56L55 41ZM64 39H66V40H64ZM81 39V40H80ZM141 39V40H140ZM146 39V40H145ZM172 39V40H171ZM197 41H196V40ZM217 39V41H215ZM19 40V41H18ZM27 40H29L30 42H33V44H32V46H31V43L29 42V41H27ZM38 40H39V42L41 41H44V40H49L48 41V43H50V44H48L47 43V45L50 47H47V45L45 46V42H42L43 44H44V46H45V49H44V46L42 47L43 49H44V51L41 49V45H42V43H41V45H40V43L38 42ZM53 40V41H52ZM60 40V42H58ZM68 40H70V41H68ZM75 40V39H74ZM175 41V49H171L169 46H167V45H169V43L171 42V41ZM26 41V43H24ZM98 41V42H97ZM101 41H104L103 42V44H101ZM110 41V42H109ZM143 41V42H142ZM148 41V40H147ZM180 41H181V43H180ZM21 42V43H20ZM29 42V43H28ZM100 42V43H99ZM107 42H109V43H107ZM113 42V43H112ZM124 42V43H123ZM131 42V43H130ZM139 42H141V44L142 45H140V43ZM215 42H218V43H215ZM221 42V43H220ZM24 43V44H23ZM38 43H39V45L40 46H37L38 45ZM59 43V44H58ZM137 43L139 44V45H137ZM167 43V44H166ZM184 43L186 44V45H184ZM5 44V45H4ZM26 44H28L29 46H31V49H28V48H30L28 45H26ZM65 44V43H64ZM101 44V45H100ZM144 44V45H143ZM197 44V45H196ZM216 44H218V45H216ZM7 45V46H6ZM17 45H19V46H21V47H19V46H17ZM54 45V46H53ZM108 45V46H107ZM112 47V48H110V46ZM134 45V46H133ZM136 45V46H135ZM164 45H165V47H164ZM196 45V46H195ZM5 46V47H4ZM39 48L40 47V50L37 48V47ZM131 46H132V49L131 50H129V48H131ZM138 46H140V47H138ZM143 46V47H142ZM180 46V47H179ZM20 48L22 51H23V49L25 50V48L27 49V51L25 50V52L23 53L22 51H20L19 52V50L17 51V50H15L16 48ZM47 47V48H46ZM129 47V48H128ZM135 47V48H134ZM167 47V48H166ZM243 47V46H242ZM9 48H10V50H9ZM18 48V49H19ZM34 48L36 49V50H34ZM48 48H49V50H48ZM113 51V53H111L112 51L110 50V49ZM138 48H140V49H138ZM144 48L145 50H144V52L142 53V49ZM179 48V49H178ZM187 48V49H186ZM6 49H7V52L8 53H10V56L12 57V58H10L9 57V55H8V53L6 52ZM47 49V50H46ZM56 49H57V51H56ZM183 49V50H182ZM14 50V51H13ZM28 50H31V51H28ZM46 50V51H45ZM139 50H141V52L139 51ZM48 51H49V53H48ZM111 51V52H110ZM126 51V52H125ZM165 51H166V53H165ZM188 51V52H187ZM224 51H225V53H224ZM26 52H29V53H26ZM32 52H33V54H32ZM44 52V53H43ZM135 52V53H134ZM140 52V53H139ZM186 52V53H185ZM36 53V54H35ZM116 53H118V54H116ZM137 53H139V54H137ZM172 53H174V54H172ZM229 53V54H228ZM13 56H12V55ZM16 55V57L14 58V56ZM26 54V55H25ZM30 54H32V55H30ZM39 54V55H38ZM46 54H47V56H46ZM114 57V59H113V62H110V61H112V58L113 57H111L110 58V56L111 55ZM116 54V55H115ZM123 54V55H122ZM125 54V55H124ZM135 54V55H134ZM136 54H137V56H136ZM143 54V55H142ZM146 54V55H145ZM233 55V56H231V55ZM28 55V56H27ZM34 55H36V56H34ZM38 55V56H37ZM123 56V58H121L122 56ZM162 55V56H161ZM165 55V56H164ZM228 55V56H227ZM25 56H27L28 58L26 59V58H23V57ZM29 56H30V58H29ZM40 56V57H39ZM42 56H45V57H42ZM144 56H147V57H144ZM170 56H171V58H170ZM173 56H176V57H173ZM230 56L232 57V58H230ZM5 57V58H4ZM49 59H48V58ZM140 57H142V58H140ZM164 57H165V59H164ZM166 57H167V59H166ZM187 57V58H186ZM224 57V58H223ZM32 58V59H31ZM38 58H39V60H38ZM42 58H43V60H42ZM115 58H119L117 61L115 60ZM129 58V59H128ZM143 58H147L146 60L145 59H143ZM174 58V59H173ZM244 58V57H243ZM247 58H248V60H247ZM249 58L250 57H247V56H245V58L244 59H242V60H239L238 61V64L239 65H237L238 66V68H240L239 69V71H240V76L241 75H243L242 73L244 72V74L245 75H243L244 77L243 78H241L240 80H242L245 84H249V83H256V73L254 72V71H250V72H248L247 70H245L246 68H244V66L246 67V63L249 61ZM17 59V60H16ZM20 59H23V60H20ZM29 59L30 60H32L31 61V63H30V61H29ZM34 59H37L38 61L37 62H33V60ZM46 59V60H45ZM121 59H124V60H121ZM170 59V60H169ZM185 59V60H184ZM234 59V60H233ZM7 60V61H6ZM12 60V61H11ZM25 60V61H24ZM129 60L131 61V62H129ZM165 60H167V61H165ZM172 60V61H171ZM188 61L187 63L185 62V64H184V62L183 61ZM245 60H247V61H245ZM252 60V59H251ZM26 61H28V62H26ZM35 61V60H34ZM48 61V62H47ZM116 61V62H115ZM119 61H121V62H119ZM122 61L124 62V64L122 63ZM127 63H126V62ZM142 61V62H141ZM180 61V62H179ZM231 61V62H230ZM242 61V62H241ZM1 62H3L2 64H1ZM13 62V63H12ZM18 62V63H17ZM21 62L23 63V64H25V66H24V68L23 69H26L24 72H19V73H21V75L20 76H22V77H20L19 76V74H18V71H19V68L20 67H23V66H20L21 65ZM33 62V63H32ZM40 62V63H39ZM45 62V63H44ZM79 61H77L76 62V66H78L79 65V63H78ZM97 62V63H96ZM113 63V64H110V63ZM134 63L133 64V66H131L132 64L131 63ZM165 62H167V63H165ZM169 62H171V63H169ZM220 62V61H219ZM229 62V63H228ZM5 63V64H4ZM8 63H10V64H8ZM78 63V64H77ZM98 63L100 64L99 66H98ZM104 63H106V64H104ZM129 63V64H128ZM180 63V64H179ZM181 63H183L184 65H182ZM221 63V62H220ZM8 64V65H7ZM17 64H19L18 65V67L19 68H17ZM22 64V65H23ZM33 64V65H32ZM42 64V65H41ZM89 65V67L88 68H90L91 69V71H90V69H87V65ZM108 64H109V66L110 67H108ZM257 64H259V65H257ZM4 65V66H3ZM14 65V66H13ZM16 65V66H15ZM38 65H40V66H38ZM45 67H44V66ZM47 65V66H46ZM107 65V67H105V66ZM112 65H113V68H112ZM121 65V66H120ZM127 65H128V67H127ZM143 65V66H144ZM188 65V66H187ZM219 65H221V64H219ZM241 65V66H240ZM28 66V67H27ZM32 66H33V68H32ZM36 66H37V68L38 67H40L41 69H37L36 68ZM93 67V69H92V67ZM100 66H104V69L108 72V73H106L108 76H107V80H106V83L104 82V83H100L99 81H98V83H96L97 81L95 80L96 79V75L98 74L97 73V69L96 68H98V67H100ZM114 66H115V69H114ZM117 66V67H116ZM124 66V67H123ZM185 66L187 67V68H185ZM256 66L257 67H264V64L262 63H256ZM2 67H4V68H2ZM7 67V68H6ZM13 67H14V69H13ZM42 67H43V69H42ZM86 67V68H85ZM132 67H133V73H134V76H133V74H132V72H131V69H132ZM165 68V69H163L162 70V68ZM27 68H28V70H27ZM122 68H124L123 70H122ZM130 69V70H127V69ZM175 68V69H174ZM241 68H243V70H241ZM21 69V68H20ZM23 69H21V71H23ZM35 69V70H34ZM48 69V70H47ZM94 69H95V71H94ZM114 70V72L112 71V70ZM120 70L118 73L117 72H115V70ZM136 69H137V72H136ZM146 69V70H145ZM13 70H15L14 72L16 73V71H17V74L18 75H15V73H13ZM88 70H89V72H88ZM112 71V73L110 72V71ZM165 70H167V71H165ZM177 70H179V71H177ZM218 70H219V72L220 73H218ZM45 71L47 72L46 74H45ZM143 73H142V72ZM182 71H183V73H182ZM243 71V72H242ZM13 73L14 75H15V77H14V75L12 74H10V73ZM35 72H37L36 73V79L34 78L35 77ZM93 74H92V73ZM94 72H96V73H94ZM142 73V74H140L139 75V73ZM173 72H174V74H173ZM177 72V73H176ZM180 72V73H179ZM33 73V74H32ZM87 73V74H86ZM88 73L89 74H91L90 76H88ZM117 73V74H116ZM138 73V74H137ZM247 73V74H246ZM31 74V75H30ZM115 74V75H114ZM126 74V75H125ZM34 75V76H33ZM41 75H43V78L41 77ZM45 75H47L46 77H45ZM111 75H112V77H111ZM117 75V76H116ZM129 77H128V76ZM139 75V76H138ZM147 75V76H146ZM255 75V76H254ZM11 78H10V77ZM24 76H26L25 77V79H30V80H32V81H26L25 82V80H21V79H24ZM120 76V77H119ZM133 76V77H132ZM137 76L139 77V82H137L136 81V83H138V84H136L135 83V79L137 78ZM142 76H144V77H142ZM250 76V77H249ZM252 76V77H251ZM13 77V78H12ZM28 77H33V78H28ZM37 77H39V78H37ZM40 77H41V81H40ZM92 77V78H91ZM113 77H114V79L116 78V79H119L118 80V82H117V80L115 79H113ZM123 77V78H122ZM131 77V78H130ZM134 77H136V78H134ZM149 77V78H148ZM7 78H8V80H7ZM45 78V79H44ZM12 79V80H11ZM18 80V81H16V80ZM33 79H34V81H33ZM39 79V80H38ZM47 79V80H46ZM86 79V80H85ZM7 80V81H6ZM46 80V81H45ZM122 80V81H121ZM133 80V81H132ZM137 80V79H136ZM211 80V81H210ZM215 80V81H214ZM12 81L15 83H12ZM16 81V82H15ZM21 81V82H20ZM22 81H24V85L21 87L22 89L20 90L19 88L20 87H16V86H19L18 84H23L22 83ZM37 81V82H36ZM49 81V82H48ZM96 81V82H95ZM116 81V82H115ZM124 81H126V83L128 84V83H132V84H130V86H129V89H128V86H127V84L126 83H124ZM213 81V82H212ZM33 82V83H32ZM38 82H41V84L40 83H38ZM48 82V83H47ZM120 82V83H119ZM143 83H144V85L146 86V84H147V89H144V88H146L144 85H143ZM30 84H32L31 86H30ZM35 84V85H34ZM38 84H40V85H38ZM44 85V87H46V88H42L43 87V85ZM99 84H101L100 86H99ZM104 84V85H103ZM106 84V85H105ZM111 84H120L121 86H124V87H121V89L123 88V96L122 97H119V99H121V100H123V101H121V100H119L118 99V97L117 96H115V95H113V93L111 92L112 90H110V88H111V86H109L110 88H109V90L107 91L106 89H108V85H111ZM134 84H136V86L134 85ZM149 84V85H148ZM214 84V85H213ZM14 85V86H13ZM131 85H132V89H131ZM134 85V86H133ZM139 87H138V86ZM141 85V86H140ZM0 86H1V84H0ZM9 86V87H8ZM12 86V87H11ZM21 86V85H20ZM34 86V87H33ZM40 86H41V88H40ZM101 86H102V88L104 89V90H106L105 92H104V94L106 95V97H105V99L104 100H99V99H97L95 96H94V94H93V90L96 88H100V89H102L101 88ZM106 86V87H105ZM126 86V87H125ZM14 87V88H13ZM25 87H27V90L29 91H27L26 92V88ZM29 87V88H28ZM48 87V88H47ZM136 87V88H135ZM139 88V89H138ZM141 88H143V89H141ZM8 89V90H7ZM30 89V90H29ZM33 89V90H32ZM41 89H42V91H41ZM45 89H47V90H45ZM102 89V90H103ZM136 89H138V90H136ZM169 89V90H168ZM211 89V90H210ZM21 91H23V93L21 92ZM30 91H31V93H33V94H31L30 95ZM129 91V92H128ZM141 91H142V93H141ZM163 91V92H164ZM15 92V93H14ZM25 92V93H24ZM46 92V93H45ZM131 92H133V94H131ZM149 92H150V94H149ZM168 92V93H167ZM199 92V93H198ZM200 92H201V94H200ZM213 92V93H212ZM5 93V96L3 95ZM8 93V94H7ZM21 93V94H20ZM39 93H40V95H39ZM47 93H48V96H47ZM184 93V94H183ZM12 94L13 95H15L14 97L15 98H13L12 97ZM19 96L18 98H17V95ZM26 94V95H25ZM70 94V95H69ZM112 94V95H111ZM126 94V95H125ZM128 94H129V96H128ZM137 94V95H136ZM154 94V95H153ZM164 94H166V95H170V96H167L166 97V95H164ZM7 95H9V97H7ZM21 95V96H20ZM33 95V96H32ZM50 95V96H49ZM136 95V101H133V100H135V99H133L134 98V96ZM191 95V96H190ZM195 95V96H194ZM200 95V96H199ZM216 95V96H215ZM22 96H25V98H22ZM29 96H32L31 98H33V99H31L30 98V100H33L32 102H34V103H32L31 101H28V97ZM45 96V97H44ZM52 96V97H51ZM94 96V97H93ZM107 96H109V97H107ZM131 96L133 97V98H131ZM143 96V97H142ZM177 96V97H176ZM196 96H198L197 98H196ZM46 98L47 99V101H46V99H44V98ZM49 97H51L50 99L52 100V102L50 103V99H48ZM66 97V98H65ZM68 97V98H67ZM90 97V98H89ZM113 97V98H112ZM150 97V98H149ZM155 97V98H154ZM165 97H166V99H165ZM190 97V98H189ZM6 98V99H5ZM8 98V99H7ZM38 98V99H37ZM41 98H42V100H41ZM89 98V99H88ZM115 98H117V99H115ZM146 98V99H145ZM153 98V99H152ZM164 98V99H163ZM193 98H194V100H193ZM200 98V99H201ZM223 100H222V99ZM15 99H17V100H15ZM20 99V100H19ZM26 99V100H25ZM36 99V100H35ZM86 99V100H85ZM94 99V100H93ZM129 99H132V101L131 100H129ZM151 99L152 100H154V102L153 101H151ZM196 99V100H195ZM199 101H198V100ZM4 100V101H3ZM11 101V104H9L10 103V101ZM21 100H23V102L21 101ZM37 100H38V102H37ZM49 100V101H48ZM70 100V101H69ZM113 100H115V101H113ZM144 100H146V101H144ZM169 100V99H168ZM219 100V101H218ZM36 101V102H35ZM89 101V102H88ZM107 101H109L110 103H108ZM119 101V102H118ZM248 101V102H247ZM19 102L21 103V104H19ZM28 102V103H27ZM41 102V103H40ZM43 102V103H42ZM86 102H88V103H86ZM94 102L95 103H99L100 104V107H99V104L97 105V104H94ZM106 102V105L104 104ZM145 104H144V103ZM200 102V103H199ZM27 105H26V104ZM30 103H32V105L30 106ZM49 103V104H48ZM69 103V104H68ZM103 103V104H102ZM142 104V105H138V104ZM197 103V104H196ZM225 103V104H224ZM3 104H4V106H6L7 107V105H10L9 106V109H7L6 107H4L3 106ZM16 104V105H15ZM23 104H25L24 106H26V107H24L23 106ZM29 104V105H28ZM41 104V105H40ZM44 106H43V105ZM47 106H46V105ZM80 106H79V105ZM88 104H90V105H88ZM91 104H93L94 105V108H92L93 106H91ZM103 105V112H104V117L105 118H103L102 119V121L101 120H99L98 119V121H100V122H96V124H95V121L97 120V119H95L94 118V115H92V114H94L95 112H98L101 108H102V105ZM110 104V105H109ZM112 104H113V106H112ZM128 104V105H127ZM180 104V105H179ZM198 104H199V106H198ZM13 105H14V107H13ZM19 105H20V107H19ZM39 105H40V107H39ZM52 105H54V104H52ZM77 105H78V107H77ZM109 105V106H108ZM114 105H116V106H114ZM3 106V107H2ZM16 106V107H15ZM18 106V107H17ZM65 106V105H64ZM73 106V107H72ZM86 106V108L87 107H90L91 106V110H90V108H87V109H84L83 110V108ZM120 106H121V108H120ZM141 106V107H140ZM39 107V108H38ZM46 107V108H45ZM97 107V108H96ZM109 107H112V108H109ZM181 107V108H180ZM232 107V108H231ZM33 108V110L31 111V109ZM40 108H41V110H40ZM45 108V109H44ZM59 108V109H58ZM96 108V109H95ZM105 108V109H104ZM117 108V109H116ZM5 109H6V111H5ZM19 109H21L22 111H25V110H28V113H29V111L32 113V114H29L30 115V117H31V119L29 118H26L25 120H23V118H22V120H23V123H22V121H20L21 120V116H19V115H21V112L22 111H20ZM44 109V110H43ZM233 109V110H232ZM14 110V111H13ZM19 110V111H18ZM67 110V111H66ZM75 110V111H74ZM79 110V111H78ZM84 111V113L86 114V113H88L89 112V114H87L86 115V118L87 119H89V122H85L84 121V119H80V116L78 115L79 114V112L80 111ZM106 110V111H105ZM13 111V112H12ZM16 111H18L17 113H15L14 114V112H16ZM88 111V112H87ZM111 111V112H110ZM119 111V112H118ZM35 112V113H34ZM38 112L39 113H42L43 112V114H39L38 115ZM65 112V113H64ZM4 113H6V114H4ZM10 113V114H9ZM69 113V114H68ZM71 113H73L74 114V116H73V114H71ZM12 114H14V115H12ZM7 117H6V116ZM35 116V117H33L32 118V116ZM41 115V116H40ZM77 115V116H76ZM91 117H93L94 119H95V121L92 119V118H90V116ZM8 116H9V118L10 119H8ZM13 116H15V117H13ZM44 116V117H43ZM46 116V117H45ZM76 116V117H75ZM88 116H89V118H88ZM37 117H38V119H37ZM40 117V118H39ZM44 119H43V118ZM117 117V118H116ZM5 118H7L8 119V121H7V119L5 120ZM36 118V119H35ZM42 118V119H41ZM17 121H16V120ZM34 119V120H33ZM46 119H48V122H47V120ZM59 119V120H58ZM62 119V120H61ZM91 119V120H90ZM148 119V120H147ZM177 119V118H176ZM4 120V121H3ZM12 120H13V122H12ZM32 122H31V121ZM38 120H39V122H38ZM52 120H54V121H52ZM116 120V121H115ZM16 121V122H15ZM25 121V122H24ZM29 121V122H28ZM44 121V122H43ZM49 121H50V123H49ZM55 121H56V124H55ZM83 121V122H82ZM105 121V122H104ZM139 121V122H138ZM72 122V123H71ZM110 122V123H109ZM118 124H117V123ZM122 122H123V125H122ZM37 123V124H36ZM39 123L41 124V126L42 125H44V126H40L39 125ZM43 123V124H42ZM93 123V125H91ZM101 123V124H100ZM113 123H115V124H113ZM6 124H7V126H6ZM25 124H27V125H25ZM30 124V125H29ZM33 124V126L36 124V126H37V128H35L36 126H34V127H32L31 125ZM45 124L46 125H49V126H45ZM54 124H55V126H54ZM58 124H59V126H58ZM63 125V127L61 126V125ZM94 124H95V126H94ZM103 124H104V126H107V128H105L104 126H103ZM8 125H9V127H8ZM16 125H18V126H16ZM91 125V126H90ZM148 125V126H147ZM66 126H69L67 129H66ZM146 126H147V128H146ZM5 127V128H4ZM16 127H18V128H16ZM46 127V128H45ZM59 127H60V129L62 130V132H61V130H59ZM81 127V128H80ZM88 127H90L89 129H88ZM94 127V129H92ZM103 129H102V128ZM118 127V128H117ZM121 127V129H119ZM125 127V128H124ZM150 127V128H149ZM183 127H184V125L183 124H180V126H178L176 129H183ZM3 128V129H2ZM7 128H10L9 130H7ZM11 128H12V130H11ZM35 128V129H34ZM40 128V129H39ZM43 128V129H42ZM57 128H58V130H57ZM63 128V129H62ZM71 128V129H70ZM84 128V129H83ZM96 128H97V130H96ZM29 129H31V131L34 133V135H32L31 134V132H30V130ZM41 131H43V132H45V134H43V132L41 133L39 130ZM48 129V130H47ZM49 129H51V130H49ZM100 129V130H99ZM114 129V130H113ZM7 130V131H6ZM27 130V131H26ZM29 130V131H28ZM36 130V131H35ZM123 130V131H122ZM124 130H127V132L125 133L124 132ZM130 130V131H129ZM10 131H12V132H10ZM16 131H17V133H16ZM23 131H25V132H27V134L29 135V134H31L32 136H30V137H32V138H30L29 137V139L27 140V141H25L26 142V144H27V147L28 148H22V147H20V141H21V139H22V137L23 136H27V134L25 133V132H23ZM79 131V132H78ZM81 131V132H80ZM83 131V132H82ZM103 131V132H102ZM3 134H2V133ZM5 132V133H4ZM7 132L9 133H11V136H10V138H9V135H10V133H9V135H6L7 134ZM18 132L20 133V135H18ZM97 134H96V133ZM102 133V135H101V133ZM113 132V133H112ZM117 132H119V133H117ZM123 132V133H122ZM129 132V133H128ZM24 135H23V134ZM85 133H87V134H85ZM98 133L100 134V135H98ZM133 134V136H132V134ZM5 134V135H4ZM39 134V135H38ZM40 134H41V137H43L44 138V141L45 142H50L51 141V139H52V136H55L57 139H60V141L61 142H63V147L64 148H62V146L60 147V149H59V151H58V153H57V157L55 156V158H54V165H57V167L58 168H53V167H50V166H46V165H43L42 163H40L39 161L37 162L35 159V157H36V155H37V153H38V149H39V140H37L36 141V139H39V138H37L36 136H40ZM47 134H48V136H47ZM69 134H71L72 135V138L70 139V140H66V137L69 135ZM20 137H18V136ZM22 135V136H21ZM96 135V136H95ZM7 136V137H6ZM102 136V137H101ZM117 136V137H116ZM131 136V137H130ZM145 136V137H144ZM18 137V138H17ZM58 137H60V138H58ZM92 137L94 138V139H92ZM5 138H6V140L7 141H5ZM7 138H9V139H7ZM46 138V139H45ZM103 139V142H102V139ZM19 139V140H18ZM86 139V140H85ZM144 139V140H143ZM9 140H10V142H9ZM105 140V141H104ZM4 142H7V144L6 143H4ZM81 142V143H80ZM102 142V143H101ZM35 143V145H36V147H35V145H32V144H34ZM86 143V144H85ZM104 143V144H103ZM12 144V145H11ZM28 144L30 145V147L28 146ZM65 144V145H64ZM5 146V147H3V146ZM11 145V146H10ZM9 147V149H7L8 147ZM65 146L67 147L66 149H65ZM80 146V147H79ZM32 147V148H31ZM84 147H85V149H84ZM7 149V150H4V149ZM78 148V149H77ZM80 148V149H79ZM28 149V150H27ZM33 151H32V150ZM3 150H4V152H3ZM115 151V152H114ZM10 152L12 153V154H10ZM72 152V153H71ZM26 153H28L29 155H27ZM90 153V154H89ZM14 154H15V156L17 157H15L14 156ZM107 154V155H106ZM2 155H3V157H2ZM6 155V156H5ZM13 157H12V156ZM30 155H32V157L30 156ZM27 156V157H26ZM35 156V157H34ZM15 157V158H14ZM25 157V158H24ZM90 157V158H89ZM99 157V158H98ZM58 158V159H57ZM71 158V159H70ZM60 159V161H58ZM62 159V160H61ZM99 159V160H98ZM65 160V161H64ZM79 160H81V159H79ZM98 162H96V161ZM8 161V162H7ZM91 161V162H90ZM94 161L96 162L95 164H94ZM93 162V163H92ZM100 162V163H99ZM103 162H105L104 164H103ZM60 163V164H59ZM24 164V165H23ZM27 164V165H26ZM63 164V165H62ZM103 164V165H102ZM86 165V164H85ZM27 166V167H26ZM87 166V165H86ZM29 169V171H27V169ZM59 168H61V169H59ZM62 168L63 169H65V170H62ZM68 169V170H67ZM37 171V172H36ZM71 173H73V174H71ZM25 176H24V175ZM33 174H35V175H33ZM56 176V177H55ZM36 178V179H35ZM47 180H51V183H48V182H50V181H47ZM78 180V181H77ZM60 181V182H59ZM62 181V182H61ZM66 183V181H69V182H73L74 183V185H73V183L71 184V185H69V182H67L66 184L64 183V182ZM55 182V183H54ZM51 184V186L50 187H52V188H50L49 187V185ZM65 184V185H64ZM81 184V185H80ZM55 185V186H54ZM35 186H36V188H35ZM81 186V187H80ZM76 187V188H75ZM79 187V188H78ZM35 190H34V189ZM49 188H50V190H49ZM64 189H66V190H64ZM67 189H69V190H67ZM20 190H22V191H24V193L26 192V191H28V192H30L31 193V197H29L30 196V193H28L27 194V196L24 198V200H32L33 202H37V201H39V202H43V200H44V202L45 203H51V205H52V208H54L53 209V215H55V217L53 216L52 217V219H51V221L49 222V223H47V224H45V223H41V224H34V223H32V214H28V213H24L23 212V208H20V207H22L21 205H17L16 203V201L14 200V197H15V195H17V193L20 191ZM73 191V192H71V191ZM67 191H69V192H67ZM77 191V192H76ZM2 192V193H1ZM20 193H22L21 191H20ZM72 193V194H71ZM76 193H77V195H76ZM19 194V193H18ZM66 194L68 195V196H66ZM34 195V196H33ZM73 196L72 197V199H71V196ZM37 198V199H36ZM49 199H51L50 201H49ZM52 199H54V200H52ZM59 199H61V200H59ZM69 199V200H68ZM74 199V200H73ZM46 200H48V202L46 201ZM5 201V202H4ZM67 201V202H66ZM69 201V202H68ZM26 202V201H25ZM64 202H65V204H64ZM70 202H72V204L73 205H77V209L75 210L74 208H73V206H72V208H71V206L70 205H72ZM69 203V204H68ZM79 203V204H78ZM63 205H66L65 206V208H64V206ZM78 205H79V207H78ZM58 206V207H57ZM70 206V208L69 209H72V211L71 210H69L68 209V207ZM80 207H82V208H80ZM5 208V209H4ZM61 208H63V209H60ZM59 209V210H58ZM2 211V212H1ZM66 211V212H65ZM57 212V213H56ZM64 212V213H63ZM77 212H79V214L77 213ZM80 212H82L83 214H81ZM72 213V214H71ZM63 214V215H62ZM66 214V215H65ZM71 214V215H70ZM76 214V215H75ZM77 214H78V216H77ZM60 215V216H59ZM65 215V216H64ZM4 216H5V219H4ZM61 216H63V217H61ZM70 216V217H69ZM7 218H9V219H7ZM11 220V221H10ZM16 220V221H15ZM12 222V223H11ZM71 222V223H70ZM2 223V224H1ZM62 223L63 224H66V226L65 225H62ZM70 223V224H69ZM59 225H60V227L61 226H63L62 228H60L59 227ZM56 228V229H55ZM59 228H60V230H59ZM3 230V231H2ZM5 230V231H4ZM13 230V231H12ZM32 230V231H31ZM62 230V231H61ZM56 231V232H55ZM12 232H16L17 234H19V235H17V237L15 236V234L14 233H12ZM42 233V232H47V233H42V236H40L39 235V233ZM23 233V234H22ZM38 233V234H37ZM50 233V234H49ZM14 234V235H13ZM46 234V235H45ZM53 234V235H52ZM5 235V236H4ZM8 235H9V237H11L12 238V240H11V238H8ZM22 235V236H21ZM38 235L40 236V237H38ZM49 235V236H48ZM51 235V236H50ZM23 236H25L24 237V239H23ZM31 236V237H30ZM14 237H15V239H17V240H14ZM47 237V238H46ZM53 237V238H54ZM7 238V239H6ZM20 238V239H19ZM58 239V241H62V240H64L65 238L63 237V236H60L59 235V238H57ZM200 239V242H202L203 241V239H201V237L199 238H195V239H191L190 241H194V246L195 247H197L199 244H200V242L198 241ZM9 240V241H8ZM19 240V241H18ZM1 241H0V244H1ZM8 241V242H7ZM22 241H24V242H22ZM31 241V242H30ZM56 242H57V240H55ZM58 243V242H57ZM13 244V245H12ZM21 244L24 246V248L22 249V247H21ZM30 244V245H29ZM196 244V245H195ZM52 245H53V243H52ZM11 246V247H10ZM15 246H16V248H15ZM18 246V247H17ZM28 246V247H27ZM10 247V248H9ZM21 247V248H20ZM6 249V250H5ZM11 249V250H10ZM15 249H18V250H21V251H18V250H16L18 253L17 254H15L16 253V251H15ZM3 250H5V251H3ZM3 251V252H2ZM197 251V255H196V253H194V252H196ZM196 251H194L191 255V257H190V259H191V262H193V261H196V260H198V259H200V258H202L203 256H202V253H201V251L200 250H196ZM5 253V256L6 257H3L4 256V254H2V253ZM12 252H13V254L15 255V257H14V255H12ZM2 254V255H1ZM200 255V257H199V255ZM214 255V256H213ZM2 256V257H1ZM211 256V257H210ZM212 256H213V258H212ZM218 258L219 259V257H218V255L216 254V253H211V254H209L208 255V258H206L209 262H216L218 259H215V258ZM3 258H4V260H3ZM5 259H10L9 261L8 260H5ZM189 259V260H190ZM214 261H213V260ZM3 261V262H2ZM7 261V262H6Z\"/></svg>","mask_w":264,"mask_h":264}]
</instances>
